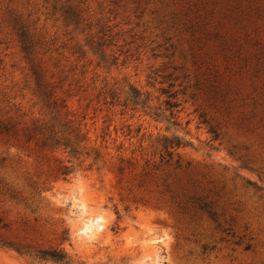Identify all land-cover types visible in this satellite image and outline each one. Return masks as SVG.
Segmentation results:
<instances>
[{"label": "rangeland", "instance_id": "obj_1", "mask_svg": "<svg viewBox=\"0 0 264 264\" xmlns=\"http://www.w3.org/2000/svg\"><path fill=\"white\" fill-rule=\"evenodd\" d=\"M19 25L100 158L63 176L60 152L0 136L7 238L71 264H264V0H0V119L28 124L43 111ZM129 88L145 107L124 104ZM162 89L176 125L152 115ZM173 135L189 145L168 158L158 140ZM166 185L206 197L216 221L179 210ZM0 264L60 263L0 246Z\"/></svg>", "mask_w": 264, "mask_h": 264}, {"label": "trees", "instance_id": "obj_2", "mask_svg": "<svg viewBox=\"0 0 264 264\" xmlns=\"http://www.w3.org/2000/svg\"><path fill=\"white\" fill-rule=\"evenodd\" d=\"M18 39L22 52L29 62V71L33 79V91L41 103L43 116L34 119L30 123L22 124L10 118L0 119V136L5 137L8 141L16 143L18 146H31L36 152H60L66 163L59 160L57 171L63 176H67L75 171V168L80 166L86 160H90L87 168L96 163L100 154L97 150L90 148L86 142V132L82 124V119H76L67 109L65 99L60 98L55 91V86L51 85L44 78L42 69L33 61V43L24 26L17 27ZM100 56L103 58L102 54ZM162 94L166 95L164 100V110L155 111L152 115L156 119L165 120L169 124L176 125L175 118L178 113L179 102L175 99L176 93L162 89ZM113 100L115 95L110 93ZM112 102V101H110ZM130 102L133 108L145 107L146 98L134 89L129 88L124 104ZM164 111H168L164 114ZM214 136L217 134L214 130H210ZM160 145L166 156L170 158L172 151L179 147H185L189 143L182 137L173 135L172 137L162 136L159 140ZM161 160L164 159L160 155ZM3 159L1 160V162ZM168 162V159L165 160ZM178 163V160L176 161ZM180 167V164H177ZM248 184L254 185L253 182L247 181ZM255 188L260 189L255 185ZM164 191L168 193L169 200L176 207L188 214L206 215L210 219L216 221V213L212 208L210 201L203 196L187 195L177 193L168 185L164 187ZM0 192L8 193L10 197H14V190L7 183L3 184L0 179ZM7 228V224L0 218V246L13 250L20 256L30 258L37 261H51L53 263L71 264V258L68 253L57 247H33L24 245L20 242L13 241L7 238L2 230ZM115 227L114 229H116ZM67 239V231H63L61 240ZM241 243V242H240ZM250 244H245L244 250L250 249ZM206 246H202V252L206 250Z\"/></svg>", "mask_w": 264, "mask_h": 264}, {"label": "bare ground", "instance_id": "obj_3", "mask_svg": "<svg viewBox=\"0 0 264 264\" xmlns=\"http://www.w3.org/2000/svg\"><path fill=\"white\" fill-rule=\"evenodd\" d=\"M95 219H96V218H95ZM95 219H94V220H95ZM92 220H93V219H92ZM94 220H93V223H94ZM93 223H92V224H93ZM92 224H91V225H92ZM86 225H87V223H86ZM88 226H89V224H88ZM90 227H91V226H90ZM87 228H88V227H87Z\"/></svg>", "mask_w": 264, "mask_h": 264}]
</instances>
